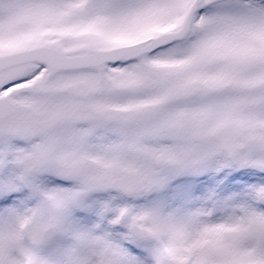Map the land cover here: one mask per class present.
Segmentation results:
<instances>
[{
	"label": "snow or ice",
	"instance_id": "snow-or-ice-1",
	"mask_svg": "<svg viewBox=\"0 0 264 264\" xmlns=\"http://www.w3.org/2000/svg\"><path fill=\"white\" fill-rule=\"evenodd\" d=\"M0 264H264V0H0Z\"/></svg>",
	"mask_w": 264,
	"mask_h": 264
}]
</instances>
